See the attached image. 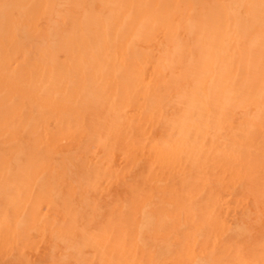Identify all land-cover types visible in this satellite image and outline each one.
I'll list each match as a JSON object with an SVG mask.
<instances>
[{"label": "bare ground", "instance_id": "obj_1", "mask_svg": "<svg viewBox=\"0 0 264 264\" xmlns=\"http://www.w3.org/2000/svg\"><path fill=\"white\" fill-rule=\"evenodd\" d=\"M0 264H264V0H0Z\"/></svg>", "mask_w": 264, "mask_h": 264}]
</instances>
